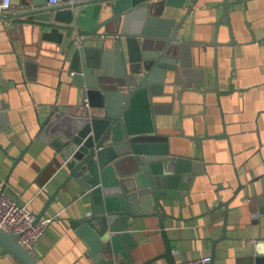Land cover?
<instances>
[{"label": "crops", "instance_id": "0c3cea01", "mask_svg": "<svg viewBox=\"0 0 264 264\" xmlns=\"http://www.w3.org/2000/svg\"><path fill=\"white\" fill-rule=\"evenodd\" d=\"M18 1L12 0L14 5ZM223 1L193 3L181 33L203 43L191 46L187 73L164 83L153 97L156 131L168 135L170 152L190 158L200 169L190 172L192 181L181 200L163 201L177 263L213 255V264H254L253 242L264 238L259 200L264 195V0H229L227 19L221 18ZM184 13L178 8L174 16ZM9 28L0 18V99L7 106L1 119L9 126L4 133L6 126L0 125L5 192L49 220L36 243L38 264H93L70 224L90 211L87 193L67 185L45 206L68 171L50 147L31 140L37 119L50 105L76 112L82 100L65 83L68 61L59 77L62 56L37 27L27 26L24 33ZM130 231L137 243L132 250L136 263L164 250L156 216L137 218ZM0 264L21 263L4 253ZM148 264L167 261L159 257Z\"/></svg>", "mask_w": 264, "mask_h": 264}, {"label": "water", "instance_id": "95a60500", "mask_svg": "<svg viewBox=\"0 0 264 264\" xmlns=\"http://www.w3.org/2000/svg\"><path fill=\"white\" fill-rule=\"evenodd\" d=\"M185 1L64 0L49 5L47 0H19L14 9L0 14L9 30L39 29L41 38L62 56L59 77L68 61L65 83L77 89L80 109L71 112L50 105L37 119L31 140L38 138L50 147L68 171L45 206L67 185L87 193L90 211L71 218L70 224L93 264H139L132 255L137 243L130 226L149 216L158 218L164 250L140 264L159 257L177 264L165 230L163 217L168 212L163 201L182 198L192 181L190 172L200 169L190 158L170 152L168 135L156 131L153 97L164 83L187 73L191 46L203 43L181 33L197 0L190 5ZM221 5V18H226L230 1ZM178 8H185L179 19L174 16ZM6 108L0 99L4 133L9 131L1 119ZM259 200L263 205L264 195ZM40 217L42 211L37 213ZM252 248L254 264H264V238L256 239ZM4 253L21 264H38L17 234L0 228V254ZM213 259L212 255L210 264Z\"/></svg>", "mask_w": 264, "mask_h": 264}, {"label": "built area", "instance_id": "2783aa9c", "mask_svg": "<svg viewBox=\"0 0 264 264\" xmlns=\"http://www.w3.org/2000/svg\"><path fill=\"white\" fill-rule=\"evenodd\" d=\"M63 1L47 0V3L51 5ZM14 8L12 0H0V14ZM5 187V180L0 177V228L6 232L17 234L18 242L36 258V243L45 232L49 220L42 217L37 218V213L29 207L28 203L19 204L11 199L6 194ZM210 261V255H201L177 264H210Z\"/></svg>", "mask_w": 264, "mask_h": 264}]
</instances>
